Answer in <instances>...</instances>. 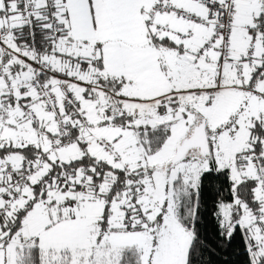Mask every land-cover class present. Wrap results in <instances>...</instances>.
Wrapping results in <instances>:
<instances>
[{"label":"snow or ice","instance_id":"snow-or-ice-1","mask_svg":"<svg viewBox=\"0 0 264 264\" xmlns=\"http://www.w3.org/2000/svg\"><path fill=\"white\" fill-rule=\"evenodd\" d=\"M0 264H264V0H0Z\"/></svg>","mask_w":264,"mask_h":264}]
</instances>
